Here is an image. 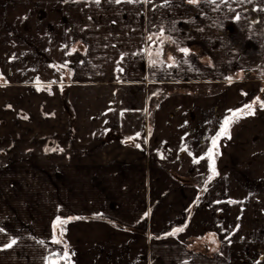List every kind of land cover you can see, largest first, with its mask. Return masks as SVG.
<instances>
[{
	"label": "crops",
	"instance_id": "obj_1",
	"mask_svg": "<svg viewBox=\"0 0 264 264\" xmlns=\"http://www.w3.org/2000/svg\"><path fill=\"white\" fill-rule=\"evenodd\" d=\"M263 74L264 0H0V264L262 248L264 108L212 140L264 102ZM57 218L74 219L54 243Z\"/></svg>",
	"mask_w": 264,
	"mask_h": 264
},
{
	"label": "snow or ice",
	"instance_id": "obj_2",
	"mask_svg": "<svg viewBox=\"0 0 264 264\" xmlns=\"http://www.w3.org/2000/svg\"><path fill=\"white\" fill-rule=\"evenodd\" d=\"M95 2L97 4H99L101 2V0H95ZM115 3H120L122 2V0H114ZM126 2L128 3H132L133 0H126ZM167 2V0H166ZM201 2V0H188V3L189 4H192V5H198L199 3ZM211 3L215 4L216 3V0H210ZM224 2H227V0H224ZM237 19H239V17H237ZM149 41H152L153 40V36H149L147 38ZM157 39L160 40L161 43H163V32L160 33V36L157 37ZM173 43H176V41H172ZM182 53H184L185 55H188L189 53V49L187 48H180L179 49ZM149 55L151 56L152 53L151 51H149ZM156 55L159 56L161 55V51H157L156 52ZM169 59H172L171 57H169ZM151 63H155V61H151ZM229 80H231V78L229 77L228 78ZM261 91H264V89H262ZM259 103L260 107L261 108H264V102L260 101V99L257 97L256 100L253 101V103H248V104H245L243 108L241 109H237V110H229V112L231 113V116L229 117H225L224 121H223V124L220 128V132L217 134V137L216 138H213L212 140V145H213V148H216L217 146V139L220 137V136H227V138H231L230 135H229V125L231 123H233V117L235 118H240L242 115H253L254 114V105ZM247 110V111H245ZM137 147H139V145H137ZM218 154V153H217ZM203 158V157H201ZM208 159L211 161V164H210V168L211 170L213 171V173L215 174V167H214V158H213V151L212 149H209V152H208ZM198 162V161H197ZM76 219H79V218H76ZM68 221L65 220V221H60L59 218H57V222L53 225V229L54 231L57 229V225L58 224H66ZM3 229H0V232H2ZM176 231H183L182 228L180 229H176ZM64 232H63V229L60 230V235L63 236ZM214 235V234H213ZM54 243H59L60 241L59 240H55L53 241ZM16 243V240L13 239L9 244L6 245L7 248H11L14 244ZM63 255L65 257H68V253L67 251H65L63 253ZM74 255V253H73ZM51 264V262H50Z\"/></svg>",
	"mask_w": 264,
	"mask_h": 264
},
{
	"label": "rangeland",
	"instance_id": "obj_3",
	"mask_svg": "<svg viewBox=\"0 0 264 264\" xmlns=\"http://www.w3.org/2000/svg\"><path fill=\"white\" fill-rule=\"evenodd\" d=\"M264 77V74L262 75ZM220 164L221 167H223V160H220ZM260 254H262V258L263 259L262 262L258 263V257L260 256ZM236 264H264V246L258 249H249L247 250V254L246 256L243 258V260L241 261V263H237Z\"/></svg>",
	"mask_w": 264,
	"mask_h": 264
},
{
	"label": "trees",
	"instance_id": "obj_4",
	"mask_svg": "<svg viewBox=\"0 0 264 264\" xmlns=\"http://www.w3.org/2000/svg\"><path fill=\"white\" fill-rule=\"evenodd\" d=\"M245 111H247V110H245ZM68 114H69V118L72 120V116H71V113H69L68 112ZM235 117H233V119H234ZM118 139L117 140H119L120 142H122L123 144H127V145H129V144H131V140H129V139H126V138H124V137H117ZM175 179L178 181V182H180V183H185V181H183L181 178H179V177H175ZM75 218V217H74ZM74 218H71V219H68V221H71V220H73ZM106 222H108V223H110V224H115L114 222H112V221H110V220H105ZM57 222V220L53 223V225L55 224ZM62 224H58L57 225V229L54 231V229H53V238H54V241L55 240H59V241H61V235H60V230L62 229ZM56 233H58L59 234V236H56Z\"/></svg>",
	"mask_w": 264,
	"mask_h": 264
},
{
	"label": "water",
	"instance_id": "obj_5",
	"mask_svg": "<svg viewBox=\"0 0 264 264\" xmlns=\"http://www.w3.org/2000/svg\"><path fill=\"white\" fill-rule=\"evenodd\" d=\"M56 236H59V234H58V233H56Z\"/></svg>",
	"mask_w": 264,
	"mask_h": 264
}]
</instances>
